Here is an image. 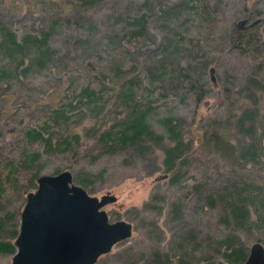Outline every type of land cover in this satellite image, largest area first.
I'll use <instances>...</instances> for the list:
<instances>
[{"label": "rangeland", "instance_id": "obj_1", "mask_svg": "<svg viewBox=\"0 0 264 264\" xmlns=\"http://www.w3.org/2000/svg\"><path fill=\"white\" fill-rule=\"evenodd\" d=\"M47 28L40 64L35 45L9 55L0 44L5 231H18L34 174L67 170L87 194L115 197L102 206L109 221L132 226L93 264H243L228 252L264 248V0H0V41L3 29L20 42ZM237 35L247 36L243 46L233 44ZM250 77L263 89L254 96L245 89ZM238 104L256 118L239 119ZM145 107L152 137L135 143L144 149L99 140ZM165 117L185 145L170 171ZM212 131L228 144L197 139ZM26 132L41 138L29 142ZM246 149L257 158L243 157ZM236 205L246 220L233 217ZM12 255L0 251V264Z\"/></svg>", "mask_w": 264, "mask_h": 264}, {"label": "water", "instance_id": "obj_2", "mask_svg": "<svg viewBox=\"0 0 264 264\" xmlns=\"http://www.w3.org/2000/svg\"><path fill=\"white\" fill-rule=\"evenodd\" d=\"M114 201L113 195L87 194L67 170L40 175L25 194L8 264H93L131 235L130 223L109 221L102 210ZM243 264H264L263 246L254 242Z\"/></svg>", "mask_w": 264, "mask_h": 264}, {"label": "trees", "instance_id": "obj_3", "mask_svg": "<svg viewBox=\"0 0 264 264\" xmlns=\"http://www.w3.org/2000/svg\"><path fill=\"white\" fill-rule=\"evenodd\" d=\"M73 1L74 3L78 5L88 6V5L97 3L101 0H73ZM49 33H50V30L47 28V30L41 32L38 37L36 35L26 34L21 38L20 42H17L15 31L3 29L1 33L0 44L2 45V47L6 49V51L9 52V55H12L14 53L22 54L25 48L29 49L35 45L37 51H39L36 55L35 62H38V64H40L41 62L44 61L45 56L48 54L46 46H45V41ZM246 42H247V36L237 35V38L233 41V44L236 46H239V45L243 46ZM245 89L252 96H254L255 92H259L263 90L262 85L260 83L258 84V83H255V80L253 81V77H250L247 79ZM85 92L92 99L97 96L95 95V92L93 91H85ZM122 94L124 95L125 100H128V102L129 101L131 102L129 98L131 95H133V93L129 87L126 88V90ZM253 105L255 107L256 103H253ZM146 108L147 107H145V109L142 111H138L136 114H134L131 117H126L123 120H121L120 126L122 127L118 133L106 131L102 133L99 140L106 141L103 143L110 142L111 143V144L109 143L110 147L115 146V145H123V144L130 143V144L135 145L139 149H144L145 148L144 145L141 146L135 143L139 142V138L141 137L145 138V140L146 138L149 139L152 137L153 132L149 129V125L145 120ZM236 108H237V111L240 112V115H241L239 119H241L243 116H244L243 118H248L249 120L256 118V111L254 109H243V106L241 104H238ZM54 113L58 114V111L55 110ZM172 121L173 120L171 117H165L162 120V123L166 125V131L169 133L168 135L174 141L173 145L169 147L168 149H166L164 152L162 164L164 165L165 171H170L172 169V167L174 166V162L177 159H179V157L182 154L183 148L185 147V145L182 143V140H181L178 128H177L179 125L177 126L176 123L174 124L171 123ZM26 133L28 135L27 138L29 142L30 140H35L36 137H40V133H29V132H26ZM109 138L110 140H108ZM203 138L205 140L207 139L208 142H210L213 147L218 148V149L228 144L227 139H225L223 135L215 131H212L211 133L203 132L201 135L197 136V139L199 140H202ZM243 157L256 159L257 154L255 153L254 149H246L243 152ZM39 176L40 175L37 176L34 174L31 178V180L34 182L33 187L35 188H36V185H35L36 179ZM173 178H175V176ZM2 191L3 190L0 185V195ZM232 213H233V217L238 221H244L247 219V216H248L247 209L245 208V206L243 207L242 205L234 206ZM10 218H11V215L8 213L0 219V233L4 231L7 233L8 236L15 237L18 232L16 231V229L8 230V231H5L4 229L5 223L8 222ZM262 220H264V217L261 218L260 221ZM0 251L14 253L15 250L11 242H9L8 240L6 241L0 240ZM228 257L230 258L231 262H238V261H241L242 259L245 260L246 255L242 249H231L228 252ZM184 264H188V263H184Z\"/></svg>", "mask_w": 264, "mask_h": 264}]
</instances>
